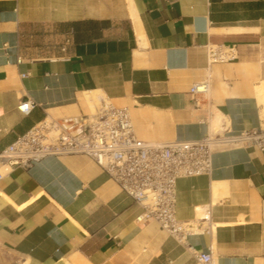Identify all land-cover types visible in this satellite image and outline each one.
Returning <instances> with one entry per match:
<instances>
[{"label":"crops","instance_id":"0c3cea01","mask_svg":"<svg viewBox=\"0 0 264 264\" xmlns=\"http://www.w3.org/2000/svg\"><path fill=\"white\" fill-rule=\"evenodd\" d=\"M210 45L236 58L210 61ZM206 78L197 106L189 90ZM263 85L264 0H0V151L46 117L87 112L93 92L126 106L144 141L200 139L218 114L239 132L264 123ZM176 191L178 220L210 212L212 227L188 236L196 251L264 264V151L219 149L209 175ZM141 210L87 155L12 166L0 264H201L156 222L138 223Z\"/></svg>","mask_w":264,"mask_h":264},{"label":"built area","instance_id":"2783aa9c","mask_svg":"<svg viewBox=\"0 0 264 264\" xmlns=\"http://www.w3.org/2000/svg\"><path fill=\"white\" fill-rule=\"evenodd\" d=\"M65 50V48H62ZM210 61H231L234 47L207 46ZM210 90L208 78L194 83L189 94L195 105L203 103ZM88 111L64 117H46L0 151V178L12 166L31 167L48 156L83 154L92 158L141 207L136 220L150 221L193 251L201 264H215L211 252L196 251L188 236L210 229V212L199 221L176 218V184L182 177L209 175L213 155L223 148L253 147L264 151V123L234 132L226 120L217 129L196 140L144 141L136 136L130 111L107 97ZM33 103L19 105L29 112Z\"/></svg>","mask_w":264,"mask_h":264},{"label":"rangeland","instance_id":"374dc122","mask_svg":"<svg viewBox=\"0 0 264 264\" xmlns=\"http://www.w3.org/2000/svg\"><path fill=\"white\" fill-rule=\"evenodd\" d=\"M98 96H99V94L97 92H93V93L86 94L87 99L90 100V101H87L86 100L87 101V105H88L89 108H91L92 105H94L95 103L98 102V100H97L98 99ZM91 103H92V105L90 107V104ZM219 117H220L219 120H218L219 122L216 119L213 121V128L214 129H217L219 127L220 123H221L222 117L221 116H219ZM263 117H264V112H263ZM215 123H216V125H215Z\"/></svg>","mask_w":264,"mask_h":264},{"label":"bare ground","instance_id":"6f19581e","mask_svg":"<svg viewBox=\"0 0 264 264\" xmlns=\"http://www.w3.org/2000/svg\"><path fill=\"white\" fill-rule=\"evenodd\" d=\"M258 96H259V99H260V103H261L262 105H264V85L258 89ZM219 115H220V114H218V116L215 117L217 121H218L219 118H220ZM220 116H221V115H220ZM215 118H214V119H215ZM263 120H264V119H263ZM218 122H219V121H218ZM216 123H217V122H216ZM216 123H215V125H216Z\"/></svg>","mask_w":264,"mask_h":264}]
</instances>
